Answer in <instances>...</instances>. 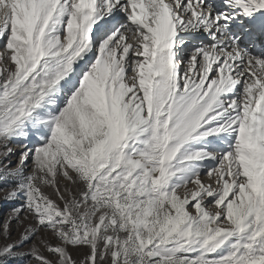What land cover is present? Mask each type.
<instances>
[{
	"label": "snow or ice",
	"instance_id": "1",
	"mask_svg": "<svg viewBox=\"0 0 264 264\" xmlns=\"http://www.w3.org/2000/svg\"><path fill=\"white\" fill-rule=\"evenodd\" d=\"M0 193V264H264V0H0Z\"/></svg>",
	"mask_w": 264,
	"mask_h": 264
},
{
	"label": "rangeland",
	"instance_id": "2",
	"mask_svg": "<svg viewBox=\"0 0 264 264\" xmlns=\"http://www.w3.org/2000/svg\"><path fill=\"white\" fill-rule=\"evenodd\" d=\"M204 179L207 180L206 177ZM0 195H2V193H0ZM10 207H11V205L8 204L7 202L0 201V218H2L4 215L7 214V212H8ZM15 236H16V233L14 232L13 233V238H15ZM74 258H75V253H74Z\"/></svg>",
	"mask_w": 264,
	"mask_h": 264
}]
</instances>
